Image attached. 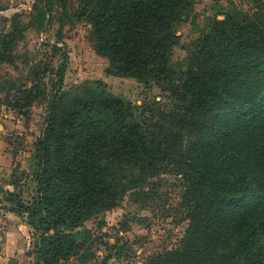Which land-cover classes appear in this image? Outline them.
<instances>
[{
    "label": "trees",
    "instance_id": "1",
    "mask_svg": "<svg viewBox=\"0 0 264 264\" xmlns=\"http://www.w3.org/2000/svg\"><path fill=\"white\" fill-rule=\"evenodd\" d=\"M66 2L38 0L34 19L43 26L54 3ZM77 2L112 74L163 88L175 104L161 114L167 124L145 126L110 94L63 107L57 85L34 144L36 197L25 210L39 233L33 264L91 262L84 224L161 170L184 182L189 222L176 248L143 264H264V5L252 18L214 19L196 43L193 66L178 74L169 59L191 0ZM24 27L16 14L10 32H0V67L14 62ZM34 90H22L24 104L17 98L13 106L30 107ZM185 133L199 138L186 145Z\"/></svg>",
    "mask_w": 264,
    "mask_h": 264
},
{
    "label": "rangeland",
    "instance_id": "2",
    "mask_svg": "<svg viewBox=\"0 0 264 264\" xmlns=\"http://www.w3.org/2000/svg\"><path fill=\"white\" fill-rule=\"evenodd\" d=\"M37 1L0 0V32H10L16 14L25 25L15 46L14 62L0 67V229L15 224L23 232L24 264H33L39 236L28 225L25 212L36 197L34 144L45 127L57 85L63 107H69L74 99L110 94L130 104L136 120L145 126L154 120L167 124L161 114L171 112L175 104V97L163 88L112 74L108 59L97 53L92 25L78 17L77 0H67L64 6L54 3L43 26L34 19ZM263 5L264 0H191L176 29L178 39L170 54V67L182 74L193 66L196 43L214 19L222 20L224 13L252 18ZM60 70L63 76L57 84ZM32 85L36 100L30 107L15 108L14 100L18 98V104L23 105L20 93ZM184 137L186 145L199 138L196 133ZM184 193V182L175 172L161 170L142 178L117 207L84 224L92 233L86 245L95 254L88 264H143L149 257L176 248L189 222ZM75 261L72 258L69 263Z\"/></svg>",
    "mask_w": 264,
    "mask_h": 264
},
{
    "label": "crops",
    "instance_id": "3",
    "mask_svg": "<svg viewBox=\"0 0 264 264\" xmlns=\"http://www.w3.org/2000/svg\"><path fill=\"white\" fill-rule=\"evenodd\" d=\"M3 237L6 238L4 242ZM23 232L15 224L0 229V264H24Z\"/></svg>",
    "mask_w": 264,
    "mask_h": 264
}]
</instances>
